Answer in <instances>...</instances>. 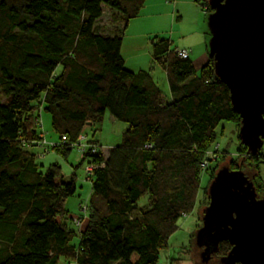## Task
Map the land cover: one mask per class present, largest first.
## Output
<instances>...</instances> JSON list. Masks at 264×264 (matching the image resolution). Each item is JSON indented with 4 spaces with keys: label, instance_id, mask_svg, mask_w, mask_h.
Segmentation results:
<instances>
[{
    "label": "trees",
    "instance_id": "obj_1",
    "mask_svg": "<svg viewBox=\"0 0 264 264\" xmlns=\"http://www.w3.org/2000/svg\"><path fill=\"white\" fill-rule=\"evenodd\" d=\"M145 1L0 0V264H156L177 220L194 207L208 153L217 151L211 149L217 125L228 120L240 127L212 54L196 74L169 39L151 40L169 100L150 72L124 67L123 32ZM198 2L207 16L213 12L208 0ZM104 8L114 23L110 33L97 25ZM41 111L66 139L53 148L62 156L84 125L100 124L106 111L126 124L106 157L90 138L99 147L94 160L105 164L93 173L87 224L78 233L64 207L76 192L74 176L66 179L57 163L42 170L26 146L42 134ZM262 148L248 154L241 143L237 158L223 164L241 168L258 198ZM230 248L219 242L202 263L221 264Z\"/></svg>",
    "mask_w": 264,
    "mask_h": 264
},
{
    "label": "water",
    "instance_id": "obj_2",
    "mask_svg": "<svg viewBox=\"0 0 264 264\" xmlns=\"http://www.w3.org/2000/svg\"><path fill=\"white\" fill-rule=\"evenodd\" d=\"M213 12L209 53L240 116L238 138L255 154L264 139V0H208ZM209 203L195 233L200 262L219 242L231 248L221 264H264V197L241 168L222 165L208 186Z\"/></svg>",
    "mask_w": 264,
    "mask_h": 264
},
{
    "label": "rangeland",
    "instance_id": "obj_3",
    "mask_svg": "<svg viewBox=\"0 0 264 264\" xmlns=\"http://www.w3.org/2000/svg\"><path fill=\"white\" fill-rule=\"evenodd\" d=\"M97 25L102 32H111L114 23L109 9L104 8V13L97 21ZM154 37L169 39L171 48L188 49L191 52L190 58L196 74H199L200 68L208 60L211 28L205 9L197 0L183 3H176L174 0H147L139 14L129 20L123 32L121 53L127 66L139 64L145 68L144 70L151 72L155 82L164 91L166 89L165 73L154 62L150 51L151 40ZM125 128L124 122L114 119L106 111L100 124L87 126L84 131L89 138L93 134V139L101 145V152L105 154L111 147L120 143L121 134ZM38 129L47 140H59V136L52 130L50 115L45 111L40 112ZM238 129L235 123L228 120H222L217 125L215 143L211 148L217 149L215 152L217 157L209 161V168L206 171L201 172L194 207L190 213L177 220V229L169 236L166 247L160 250L156 264H203L200 262L199 251L195 246V233L202 224L203 205L207 202L205 188L209 186V176L217 164L220 168L231 158L234 160L237 158L241 145ZM262 145L264 147V139ZM225 152L226 157L223 155ZM86 161L80 164V154L76 148H73L66 156L50 150L45 157L37 159L42 170L50 164L57 163L66 179L74 176L76 192L65 199L64 205L71 216L67 224L76 233L83 230L87 224L86 209L83 208L87 205L91 194L93 177H87L84 171ZM258 171L259 180L264 184V162L258 163ZM75 219H78L80 223L76 224ZM76 241L77 237L73 239L74 243Z\"/></svg>",
    "mask_w": 264,
    "mask_h": 264
},
{
    "label": "built area",
    "instance_id": "obj_4",
    "mask_svg": "<svg viewBox=\"0 0 264 264\" xmlns=\"http://www.w3.org/2000/svg\"><path fill=\"white\" fill-rule=\"evenodd\" d=\"M173 53L175 56L179 58H188L191 55V52L186 48H173ZM90 123H86L84 125V129L89 126ZM66 143V139L64 136L60 138L58 141L47 140L42 133L40 138L37 140H31L30 142L26 143V146L33 151L35 158L41 159L45 157V155L50 151L53 150L54 147L63 145ZM73 148H76L78 153L80 154V159L87 160L84 166V171L87 177L93 176V173L96 169L104 166V161L101 160H94V156L98 153L99 147L97 143L91 142L90 138L87 136L86 132L83 130L80 135L78 136L77 140L71 144ZM213 152L210 151L208 156L211 159H214L216 155H211ZM261 154L264 157V148L261 150ZM83 160V161H84ZM208 164L207 160L202 162V167H206ZM85 209V208H83ZM74 222L79 224L80 221L75 219Z\"/></svg>",
    "mask_w": 264,
    "mask_h": 264
},
{
    "label": "crops",
    "instance_id": "obj_5",
    "mask_svg": "<svg viewBox=\"0 0 264 264\" xmlns=\"http://www.w3.org/2000/svg\"><path fill=\"white\" fill-rule=\"evenodd\" d=\"M147 1V0H146ZM146 1H145V3H146ZM176 3H183V2H185V1H187V2H189V1H192V0H174ZM193 1H195L196 2V0H193ZM198 1V0H197ZM122 54V53H121ZM123 56V55H122ZM124 58V57H123ZM124 67L125 68H127L128 70H130V71H133V72H137V71H139V70H144L145 68H143V67H141V66H139V64L137 65V66H135L134 64H129V66H127V63H126V60H125V58H124ZM135 67V68H134ZM146 71V70H145ZM164 71V70H163ZM164 73H165V71H164ZM150 74H151V76H152V78H153V74L150 72ZM166 76V75H165ZM153 80H154V78H153ZM155 81V80H154ZM166 89L163 91V95H164V97H165V100H169L170 98H171V94H170V91H169V88H168V83H167V80H166V87H165ZM111 148H113V147H111ZM110 148V149H111ZM101 149V148H100ZM110 149L105 153V154H103L102 152V155L104 156V157H106L107 155H108V153H109V151H110ZM102 151V150H101ZM64 207H65V205H64ZM65 209L67 210V208L65 207ZM68 211V210H67Z\"/></svg>",
    "mask_w": 264,
    "mask_h": 264
}]
</instances>
